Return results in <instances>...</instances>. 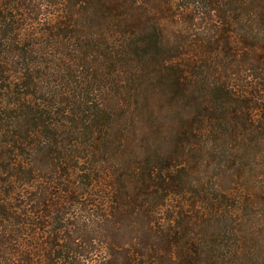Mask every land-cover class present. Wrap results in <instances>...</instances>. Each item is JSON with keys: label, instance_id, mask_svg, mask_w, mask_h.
I'll return each mask as SVG.
<instances>
[{"label": "trees", "instance_id": "obj_1", "mask_svg": "<svg viewBox=\"0 0 264 264\" xmlns=\"http://www.w3.org/2000/svg\"><path fill=\"white\" fill-rule=\"evenodd\" d=\"M0 264H264V0H0Z\"/></svg>", "mask_w": 264, "mask_h": 264}]
</instances>
